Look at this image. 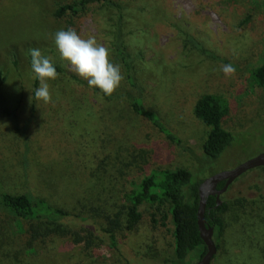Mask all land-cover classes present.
Masks as SVG:
<instances>
[{
  "label": "rangeland",
  "instance_id": "1",
  "mask_svg": "<svg viewBox=\"0 0 264 264\" xmlns=\"http://www.w3.org/2000/svg\"><path fill=\"white\" fill-rule=\"evenodd\" d=\"M76 0H0V192L32 194L56 208L107 225L124 204L131 182L157 169L184 168L192 183L232 171L264 152V88L255 72L264 64V0H114L93 3L73 16L56 17ZM95 36L121 66L124 79L110 96L90 88L54 44L58 30ZM133 59L140 89L129 85L115 53L118 41ZM37 48L61 69L49 81L51 102L34 98L28 51ZM235 74L225 77L222 65ZM179 140L170 141L135 114L129 96ZM205 94L229 106L223 127L234 142L220 157L203 151L211 130L194 113ZM15 111L20 133L3 113ZM241 200V201H239ZM220 201L229 228L211 264H264V176L257 168L236 179ZM134 230L115 240L91 222L75 223L85 240L51 235L28 244L30 222L0 213V264H196L191 252L174 259L171 217L141 208ZM90 221V220H89ZM92 235V236H91Z\"/></svg>",
  "mask_w": 264,
  "mask_h": 264
},
{
  "label": "trees",
  "instance_id": "2",
  "mask_svg": "<svg viewBox=\"0 0 264 264\" xmlns=\"http://www.w3.org/2000/svg\"><path fill=\"white\" fill-rule=\"evenodd\" d=\"M93 3H102L111 7L116 6L114 0H76L71 4L61 6L56 12V17L60 18L66 14L79 15ZM118 30L115 53L124 68L127 82L131 87L136 88L139 93L140 89L133 75V59L121 42V31ZM56 70L61 71L58 67H56ZM255 76L258 86L264 88V64L256 70ZM38 84L39 81L35 80V89ZM129 104L135 114L149 120L170 141L177 144L181 143L172 132H169L161 118L146 107L140 94L130 95ZM3 113L14 123L16 132L20 133L17 113L7 108H3ZM194 113L199 120L211 128L203 145L204 154L209 158L217 159L234 142L232 133L223 127V121L229 113L228 103L220 96L205 94L197 101ZM259 169L264 176V167ZM152 173L155 175H146L131 182V191L125 193L123 206L114 216L107 217V225L104 227L96 226L88 217H82L62 208L53 207L44 199L28 193L16 195L0 192V213L10 215L18 221L30 222L27 233L29 235L28 244L32 246L35 242L45 241L51 235L72 237L75 243H81L85 240L90 242L89 237H83L80 232L75 230L77 226L75 223L78 221L91 222V225L97 227L95 229L109 235L111 240H115L117 231L122 229L134 230L136 228L142 220L143 212L141 208L144 206L150 211L154 223L157 222V215L164 220L171 217L174 226V259L184 261L194 251H197L200 258H202L207 250L200 237L198 209L199 187L204 180L199 183H192L191 172L184 168L175 170L157 169L153 170ZM223 185L224 183H221L219 188H222ZM229 210V205L225 202L217 206L215 196L208 198L205 218L207 225L214 228L213 239L218 252L225 232L229 228L224 215Z\"/></svg>",
  "mask_w": 264,
  "mask_h": 264
},
{
  "label": "clouds",
  "instance_id": "3",
  "mask_svg": "<svg viewBox=\"0 0 264 264\" xmlns=\"http://www.w3.org/2000/svg\"><path fill=\"white\" fill-rule=\"evenodd\" d=\"M54 44L62 61L68 62L73 71L87 81L90 88H98L104 96H110L124 79L121 66L110 59L109 49L98 43L95 36L82 38L75 29L58 30ZM33 79L39 81L35 99L44 104L51 102L49 81L58 76L51 57L45 56L37 48L28 51ZM225 77L235 74L231 64L221 66Z\"/></svg>",
  "mask_w": 264,
  "mask_h": 264
},
{
  "label": "water",
  "instance_id": "4",
  "mask_svg": "<svg viewBox=\"0 0 264 264\" xmlns=\"http://www.w3.org/2000/svg\"><path fill=\"white\" fill-rule=\"evenodd\" d=\"M263 167L264 152L232 171L214 174L201 183L199 187L198 227L200 237L203 240L207 251L196 264H211L214 257L218 253L217 246L213 239L214 228L207 225L205 218L208 198L210 196H215L217 199V206H220L222 204L220 201V196L227 191V189L236 179L250 170ZM221 182H225V185L222 189H218V185Z\"/></svg>",
  "mask_w": 264,
  "mask_h": 264
},
{
  "label": "flooded vegetation",
  "instance_id": "5",
  "mask_svg": "<svg viewBox=\"0 0 264 264\" xmlns=\"http://www.w3.org/2000/svg\"><path fill=\"white\" fill-rule=\"evenodd\" d=\"M221 183H224V185H225V182H221ZM221 183H220V184H221ZM220 184L218 185V189H222V188L224 187V185H223L222 188H219Z\"/></svg>",
  "mask_w": 264,
  "mask_h": 264
}]
</instances>
